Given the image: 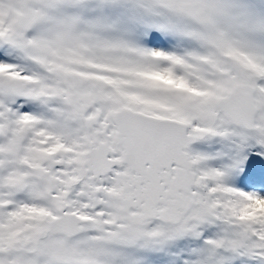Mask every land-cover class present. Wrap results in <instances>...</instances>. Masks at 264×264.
I'll return each mask as SVG.
<instances>
[{
  "label": "snow or ice",
  "instance_id": "snow-or-ice-1",
  "mask_svg": "<svg viewBox=\"0 0 264 264\" xmlns=\"http://www.w3.org/2000/svg\"><path fill=\"white\" fill-rule=\"evenodd\" d=\"M0 264H264V0H0Z\"/></svg>",
  "mask_w": 264,
  "mask_h": 264
}]
</instances>
